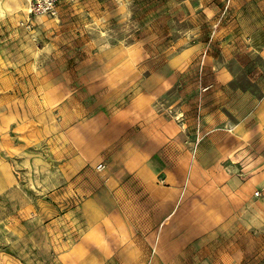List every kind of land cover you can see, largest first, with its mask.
Returning a JSON list of instances; mask_svg holds the SVG:
<instances>
[{"label":"rangeland","instance_id":"rangeland-1","mask_svg":"<svg viewBox=\"0 0 264 264\" xmlns=\"http://www.w3.org/2000/svg\"><path fill=\"white\" fill-rule=\"evenodd\" d=\"M57 3V15L31 16L30 0H0V163L6 162L15 177L9 183L0 164L1 262L20 258L37 264L47 258L46 242H32L31 236H52L46 222L86 194L79 190L89 178L64 180L66 110L78 113L81 105L84 118L101 108L110 114L142 92L154 94L155 106L169 116L170 108H193L197 62L204 65L206 54L195 50L222 43L246 49L231 58L243 68L230 87L256 95L264 88V0ZM219 48L215 54L222 57ZM12 114H18L19 123L6 128V116L13 119ZM260 190L262 201L247 208V217L241 215L246 222L239 218L243 225L217 239L207 256L200 252L184 263L264 264ZM256 213L262 217L255 219Z\"/></svg>","mask_w":264,"mask_h":264},{"label":"crops","instance_id":"crops-1","mask_svg":"<svg viewBox=\"0 0 264 264\" xmlns=\"http://www.w3.org/2000/svg\"><path fill=\"white\" fill-rule=\"evenodd\" d=\"M195 51H206L204 65L197 62L195 106L174 108L185 113L182 122L155 106L148 92L110 114L101 108L84 118L81 105L79 114L66 110L64 180L89 181L80 187L86 192L80 203L46 222L52 236H31L46 242L48 257L37 264H185L200 252L207 256L217 239L242 224L247 208L262 201L264 88L256 95L230 87L243 68L231 58L245 47L222 43ZM12 115L6 128L19 123ZM0 164L12 183L10 166ZM11 264L24 263L18 258Z\"/></svg>","mask_w":264,"mask_h":264},{"label":"built area","instance_id":"built-area-1","mask_svg":"<svg viewBox=\"0 0 264 264\" xmlns=\"http://www.w3.org/2000/svg\"><path fill=\"white\" fill-rule=\"evenodd\" d=\"M29 14L31 16H38L41 14H49V15H57L58 13V3L57 0H30V6H29ZM34 26V23L31 19L27 22V28L32 29ZM207 89L204 88V90ZM169 113L172 114L173 118H175L177 121L182 122L185 119V113L182 111L174 110L172 108L169 109ZM201 115L198 114V120L200 121ZM201 138L197 137L194 140V144L192 146V151H196L198 148V145L200 144ZM104 165L102 163H99L97 165V169H103ZM260 192L257 191L256 195H258Z\"/></svg>","mask_w":264,"mask_h":264}]
</instances>
